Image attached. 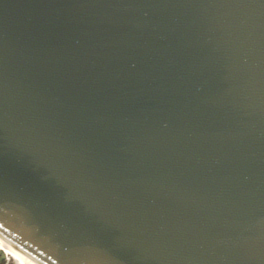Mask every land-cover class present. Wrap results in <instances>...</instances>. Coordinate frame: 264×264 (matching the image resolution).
Wrapping results in <instances>:
<instances>
[{"label":"water","instance_id":"95a60500","mask_svg":"<svg viewBox=\"0 0 264 264\" xmlns=\"http://www.w3.org/2000/svg\"><path fill=\"white\" fill-rule=\"evenodd\" d=\"M0 239L264 264V0H0Z\"/></svg>","mask_w":264,"mask_h":264},{"label":"bare ground","instance_id":"6f19581e","mask_svg":"<svg viewBox=\"0 0 264 264\" xmlns=\"http://www.w3.org/2000/svg\"><path fill=\"white\" fill-rule=\"evenodd\" d=\"M0 249L3 250L6 254H8L14 260L15 264H35L22 254L15 251L14 249L6 246L1 240Z\"/></svg>","mask_w":264,"mask_h":264},{"label":"rangeland","instance_id":"374dc122","mask_svg":"<svg viewBox=\"0 0 264 264\" xmlns=\"http://www.w3.org/2000/svg\"><path fill=\"white\" fill-rule=\"evenodd\" d=\"M0 256L3 257L5 264H15L14 260L0 249Z\"/></svg>","mask_w":264,"mask_h":264},{"label":"flooded vegetation","instance_id":"af4514ba","mask_svg":"<svg viewBox=\"0 0 264 264\" xmlns=\"http://www.w3.org/2000/svg\"><path fill=\"white\" fill-rule=\"evenodd\" d=\"M0 264H5L4 259L2 256H0Z\"/></svg>","mask_w":264,"mask_h":264}]
</instances>
